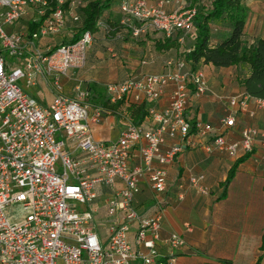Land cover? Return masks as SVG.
I'll use <instances>...</instances> for the list:
<instances>
[{"label": "built area", "instance_id": "1", "mask_svg": "<svg viewBox=\"0 0 264 264\" xmlns=\"http://www.w3.org/2000/svg\"><path fill=\"white\" fill-rule=\"evenodd\" d=\"M64 1L55 0L54 8L46 14V0H0V264H172L184 247V240L177 234L169 235L165 240L167 255H161L153 243L159 237L160 215L141 218L133 200L138 181L145 177L155 192L165 190L166 172L154 168L153 162L171 163L180 152L178 145L163 151V137L188 135V99L209 91L205 76L201 70H191L185 61L178 60L167 63L173 66L167 73L142 74L106 85L110 104L138 103L144 98L156 100L168 85L173 89L163 112L150 111L156 122L153 130L144 131L128 121L115 142L96 140L90 124L98 123L107 112L90 103L84 89L77 88L74 98L65 96L60 81L68 70L84 66L93 42L92 33L85 31L75 42L47 51L38 45L41 38L61 33L67 19L79 21L73 11L78 1H70L66 8ZM164 3L167 0L157 4L120 0L124 15L121 23L129 25L135 20L140 24L129 25L134 37L147 28L166 37L177 30L191 32L195 8L168 12ZM30 9L37 15L33 22L38 24L31 34L3 29L13 27ZM7 58L15 62L10 63ZM37 75L52 91L46 107L19 85L22 81L26 87L34 85ZM219 98L231 107L238 99ZM254 101L264 111V100ZM234 120L232 111L226 109L220 124L223 128L231 127ZM194 130L203 136L213 131L202 122L194 124ZM210 140L214 148L233 158L250 152L256 143L264 152V133L251 127L244 128L236 142L229 143L218 134ZM67 141L84 153L85 161L74 159L66 151ZM133 149L138 152L139 165L129 168L128 158ZM117 181L122 188L107 201L106 210L110 218L121 213L122 219L109 226L108 241L103 246L90 226L93 212L81 213L73 203L90 202L96 197V185L113 189ZM197 182L191 179L192 186L205 193L206 189L198 187ZM9 207L24 213V218L9 212L8 217ZM131 222L137 224L133 243L127 238Z\"/></svg>", "mask_w": 264, "mask_h": 264}, {"label": "crops", "instance_id": "2", "mask_svg": "<svg viewBox=\"0 0 264 264\" xmlns=\"http://www.w3.org/2000/svg\"><path fill=\"white\" fill-rule=\"evenodd\" d=\"M159 1L161 0H147L148 4H157ZM163 7L172 12L194 7V2L167 0ZM103 17L120 23L122 27L113 37L100 34L93 38L84 66L70 69L60 78L63 93L69 98L75 97L77 88L88 91L91 97H98L89 89L92 84L107 95L104 87L108 84L121 83L127 78L142 74L167 73L173 69V66L167 63L183 60L184 54L193 44L192 37H179L181 31L178 30V37L168 38L161 32L149 29L134 37L130 27L121 23L124 15L120 11V0H115ZM36 18L35 12L30 9L13 27H6L5 31L23 33L26 31L23 22H33ZM134 21H130L132 26ZM135 26L139 27L140 24L137 22ZM72 27L71 19H67L61 33L39 40V48L47 51L56 45L69 42L74 34ZM247 38L250 43L258 38L264 39ZM164 43H171L172 48H161ZM245 67L243 66V69ZM236 68H218L204 64L195 67V70L203 72L209 91L199 98L189 99L185 118L209 124L214 129L206 136L194 129H190L186 137L177 134L170 138L164 135L161 147L163 151L172 145L180 147V152L174 156L171 163L160 165L156 161L153 162L154 168L166 172L165 190L161 193L155 192L147 177L137 183L133 205L139 216L145 219L160 215L159 237L153 242L156 250L166 256L165 240L173 233L184 240L185 245L177 252L172 264H257L258 260V264H264V250L261 248L264 236V152L259 144L254 145L248 159L238 165L225 190V196L222 197L221 184L226 180L235 161L245 153H240L235 158L230 157L214 148L210 140L224 129L220 119L226 109L233 110L232 114L236 118L235 127L225 135L226 140H239L241 131L248 127H256L258 133H264V111L244 94L240 84V80L248 76L249 69L246 67L244 74L240 76ZM22 82L24 86L21 87L32 99L42 107L48 106L52 91L44 84L41 75L36 76L32 86L26 87L25 81ZM172 89L171 85L165 87L156 100L142 99L146 103L147 114L138 127L144 131L156 127L150 111L163 112L168 107ZM220 96H236L240 103L236 102L235 106L231 107L225 99L221 100ZM123 109L122 105L116 113L107 112L98 123L90 124L96 140L111 143L118 139L127 122L131 121ZM65 148L74 159L85 161L84 153H78L71 141L66 142ZM138 165V152L133 149L128 158V166L133 168ZM58 168L60 169L59 165ZM191 179L198 180L197 186L204 187L206 192L202 193L192 186ZM121 188L122 183L119 181L113 189L98 184L94 188L96 197L82 204L83 209H77L81 213L93 212L90 226L103 246H106L108 241L109 226L122 219L121 213H117L114 219L110 218L106 210L107 201ZM128 227L127 238L133 243L137 224L131 222ZM147 238L152 239L151 235Z\"/></svg>", "mask_w": 264, "mask_h": 264}, {"label": "trees", "instance_id": "3", "mask_svg": "<svg viewBox=\"0 0 264 264\" xmlns=\"http://www.w3.org/2000/svg\"><path fill=\"white\" fill-rule=\"evenodd\" d=\"M46 1L47 14L54 8L55 0ZM70 1L72 0L64 1V8L68 7ZM76 1L78 2H76L73 11L79 16V21H71L73 25L71 29H73L74 34L69 42L62 44L75 42L78 40L80 34L85 31L91 32L93 38L100 34L104 37H113L122 27L120 23H114L108 18L103 17V14L108 11L115 0ZM193 2L194 7L192 8H195L196 14L193 18L191 32H180L181 35L179 36L178 32L174 31L168 37L193 38V44L190 50L184 54L183 59L189 69L195 70L198 64L211 65L218 68L246 66L249 69V74L240 80L244 94L253 100H264V39L258 38L251 43L248 41L245 33L247 21V9L245 5L247 0H193ZM136 23L137 21H134L133 25L135 26ZM23 24L26 26L28 35L35 31L38 25L28 20L25 23L23 22ZM129 25L128 27H130ZM124 27L128 29V27ZM147 29L156 31L152 28ZM60 45H56V47ZM161 48L169 49L172 48V45L171 43H164ZM89 89H92L94 95L98 96L96 98L89 96L88 99L93 105L101 106L104 112L110 113H116L123 105L125 114H128L131 118V123L135 126H139L147 114V107L144 101L138 103L131 102L129 104L119 101L110 104L108 96L104 95L99 87L92 84L89 86ZM237 102L240 103L238 100ZM185 119L190 123V129L193 130L194 124L198 121L194 122L187 118ZM235 122L236 118L233 126L224 128L217 132V134L225 138L226 133H229L235 127ZM251 128L257 130L256 127ZM226 141L232 143L228 140ZM250 153L251 151L238 158L229 169L226 180L221 184L222 197L225 196V190L231 182L238 165L248 159ZM261 248L264 250V236H262Z\"/></svg>", "mask_w": 264, "mask_h": 264}, {"label": "rangeland", "instance_id": "4", "mask_svg": "<svg viewBox=\"0 0 264 264\" xmlns=\"http://www.w3.org/2000/svg\"><path fill=\"white\" fill-rule=\"evenodd\" d=\"M246 4L248 5V6L245 5L247 9V19H248L247 26L245 28L247 37H249L250 39L252 37H264V0H247ZM6 60L10 63L15 62V60L12 58H7ZM236 70L241 76V74L242 75L244 74L246 67L243 69V66H240L237 67ZM19 85L24 86L23 82H19ZM79 152L81 151L78 150V153ZM73 204L76 209L84 208V205L79 204L78 202H74ZM7 210H8L7 211L8 217L13 214H17L19 215V218L21 219L24 218L25 214L24 213L20 214V212H18L17 209L15 210L14 208L9 207ZM8 212L11 215H9Z\"/></svg>", "mask_w": 264, "mask_h": 264}]
</instances>
